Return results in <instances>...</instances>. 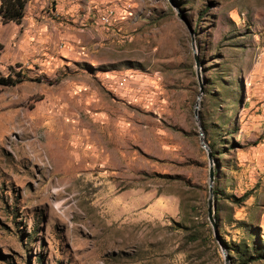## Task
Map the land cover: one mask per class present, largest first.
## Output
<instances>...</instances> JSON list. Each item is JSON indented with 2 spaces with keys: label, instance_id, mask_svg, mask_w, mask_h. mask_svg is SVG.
<instances>
[{
  "label": "rangeland",
  "instance_id": "obj_1",
  "mask_svg": "<svg viewBox=\"0 0 264 264\" xmlns=\"http://www.w3.org/2000/svg\"><path fill=\"white\" fill-rule=\"evenodd\" d=\"M0 76V264H264V0H28Z\"/></svg>",
  "mask_w": 264,
  "mask_h": 264
},
{
  "label": "water",
  "instance_id": "obj_2",
  "mask_svg": "<svg viewBox=\"0 0 264 264\" xmlns=\"http://www.w3.org/2000/svg\"><path fill=\"white\" fill-rule=\"evenodd\" d=\"M192 48H193V50L195 48L193 39H192ZM195 65L197 68V79L199 82L200 96H201L203 94V91H204V85L201 81L200 70H199L200 63H199L197 55L195 56ZM195 119H196V122L198 124V105H197V108L195 111ZM199 137H200L201 146L207 153V159H208V163H209V198H208V202H207V219H208V221L212 227L214 236L219 241L218 228H217L216 220L214 218V201H213V190H212V183L214 180L213 157H212L211 150L209 149V147L204 142V139H203L201 132L199 134ZM225 264H229V258L227 255L225 256Z\"/></svg>",
  "mask_w": 264,
  "mask_h": 264
},
{
  "label": "trees",
  "instance_id": "obj_3",
  "mask_svg": "<svg viewBox=\"0 0 264 264\" xmlns=\"http://www.w3.org/2000/svg\"><path fill=\"white\" fill-rule=\"evenodd\" d=\"M28 0H0V20L3 24H20L24 16V9ZM11 76H0V86H14L18 83ZM257 260L264 259L263 255L256 257ZM252 259L248 260L250 262Z\"/></svg>",
  "mask_w": 264,
  "mask_h": 264
}]
</instances>
